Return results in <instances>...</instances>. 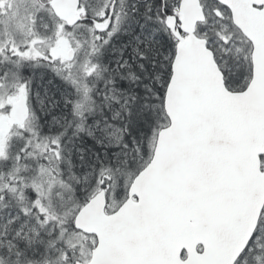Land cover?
<instances>
[{"label":"snow or ice","instance_id":"6c2138e0","mask_svg":"<svg viewBox=\"0 0 264 264\" xmlns=\"http://www.w3.org/2000/svg\"><path fill=\"white\" fill-rule=\"evenodd\" d=\"M0 264H264V0H0Z\"/></svg>","mask_w":264,"mask_h":264}]
</instances>
